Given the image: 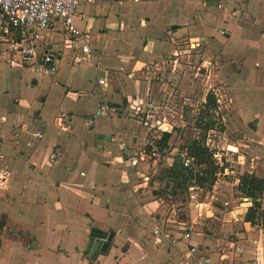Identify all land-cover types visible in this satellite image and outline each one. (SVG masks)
<instances>
[{
  "label": "crops",
  "instance_id": "crops-1",
  "mask_svg": "<svg viewBox=\"0 0 264 264\" xmlns=\"http://www.w3.org/2000/svg\"><path fill=\"white\" fill-rule=\"evenodd\" d=\"M81 1L75 20L88 34V56L81 51L82 42L56 21L34 40L32 57L18 53V67L7 64L9 72L0 71V121L7 123L0 129V264H188L190 245L197 247L205 264H252L257 249L264 257V235L247 222H232L231 214L222 209L219 189L201 212L188 203L185 222L193 226L190 238L172 244L159 241L152 233L155 223L175 237L178 226L169 222L177 212L166 203L162 195L171 196L162 194L156 176L181 149L170 150L161 165L159 153L147 154L143 144L148 134L154 133V141L163 131L171 137L172 128L151 131L137 116L138 104L143 109L152 106L163 93L164 80L149 81L148 74L184 81L185 64L177 68L170 61L165 66L163 60L167 54L181 53L182 42L196 47L201 39L215 44V39L224 38L235 46L236 38L244 51L247 47L258 52L253 60L259 69L264 50L254 47L253 38L260 32L264 39V0ZM214 26L220 27L219 33L226 28V33L216 38ZM49 52L55 53L56 70L48 75L61 73L68 81L51 115L44 112L46 98L37 104L36 97L16 96L22 84L31 82L27 72H36L35 62ZM143 68L151 70L144 75ZM99 77L107 84L100 85ZM32 80L37 83L35 77ZM252 84L247 88L254 86L264 98V86ZM103 99L120 110L116 118L98 114L107 116L109 129L99 120L94 123ZM128 108L134 114H128ZM151 116L166 122L164 115ZM248 117L252 136H261L264 143V129L253 123L258 113ZM36 131L41 136L32 138ZM8 132L14 133L13 143ZM241 198L233 200L239 204ZM92 228L115 232L107 252L94 258L85 252ZM233 228L237 237L231 236ZM239 240H245L243 246Z\"/></svg>",
  "mask_w": 264,
  "mask_h": 264
},
{
  "label": "rangeland",
  "instance_id": "rangeland-1",
  "mask_svg": "<svg viewBox=\"0 0 264 264\" xmlns=\"http://www.w3.org/2000/svg\"><path fill=\"white\" fill-rule=\"evenodd\" d=\"M237 1V3H240V0ZM218 28L220 27L214 26L211 30L216 38H220L222 37L221 34L226 33V28H221L224 33H219ZM253 39L257 42L254 47L264 50L262 34L260 32L255 33ZM215 41V44H211L207 39H201L199 46L196 47H190L189 41L182 42L179 49L181 53L178 52L177 56L167 54L166 58L163 59L166 61L164 65L166 66L171 61V65L174 64L179 68V63H184L182 75L185 79L183 82L177 83L175 81L176 78L175 80L173 78L174 76L170 77L166 74L163 79H160L155 73H152V75L148 74L152 77L149 81L164 80V87L160 88L163 93L158 95V98L157 94L154 97V100L157 98V103L152 106H146L150 115L160 114L161 116H166V125L163 127L172 128L166 150H157L159 153L157 161L162 165L165 162L163 159L170 153V150L173 148H176L175 151L182 150L185 141L188 139L194 138L204 143L211 151L214 163L219 158L222 161V166L217 167V171L221 168L220 171L222 172L220 176H217L221 182L220 186H218L221 192L220 199H231L242 195L238 190L239 177L242 174L251 173L257 168H262L264 171V143L260 141L262 139L261 136H252L253 131H251L248 117L258 113L259 119L253 123L258 126V130L264 129V98L258 96L254 86L247 88V84L252 83V85L264 86V56L259 59L260 68L256 69L253 58L258 54L257 51L253 49L247 50L246 46L244 51L243 44L241 41H237L236 38L234 39L235 46L229 45L224 38L215 39ZM184 50L189 51L184 53ZM181 55L184 56L183 60H181ZM1 56H4V58H1ZM176 58L179 59L176 60ZM21 60L22 57L13 48V43L0 38V71L2 73L6 72L9 69L7 64L15 69V67H18L17 64L21 63ZM64 63L66 61H61V64ZM151 65L154 66L153 63ZM149 69L151 70V68ZM149 69H142L144 75H147V70ZM29 71L27 72L29 74H27V78H31L30 84H22L21 91H16V96L27 99L36 97L37 104L42 102L41 98L44 97L47 101L44 112L47 115L53 114L58 107V96L63 94L68 81L63 80L64 76L61 73L53 77L36 72L30 74ZM168 72H171L170 67ZM33 77H35L37 83L33 82ZM207 93L213 94L216 105L206 113L203 109V103ZM247 97L252 98L251 101L247 102ZM108 103L110 104V102ZM138 105L143 109V104ZM113 106L119 107L115 104ZM20 110L28 113L25 108ZM157 110H160L158 114ZM134 111V109L128 108L127 113L134 114ZM110 116L116 118L117 113H111ZM137 116L142 121L145 113H140ZM88 117L91 119L92 116ZM94 117V123L99 120L101 124L108 125L107 129L111 128L110 121L104 120L107 116L96 114ZM201 118L205 122H213L211 128L205 129L204 122H199ZM5 125H7L5 120L3 122L0 121V129L5 128ZM153 134H148V137L151 138ZM6 135L13 143L14 133L8 132ZM150 148L151 146L147 142L143 144L144 152L152 155ZM164 167L161 166L160 170ZM236 181L237 183L235 184ZM206 191L207 189H205ZM187 195L188 190L187 194L170 195L171 197L162 195L165 196L169 207L177 212L175 216H171L169 222L187 220ZM262 210H264V202L260 206V211ZM215 211L218 213L220 209L216 208ZM258 224L264 226V214L258 218ZM244 241L239 240V245L243 246ZM194 256L198 257L197 251Z\"/></svg>",
  "mask_w": 264,
  "mask_h": 264
},
{
  "label": "built area",
  "instance_id": "built-area-1",
  "mask_svg": "<svg viewBox=\"0 0 264 264\" xmlns=\"http://www.w3.org/2000/svg\"><path fill=\"white\" fill-rule=\"evenodd\" d=\"M81 3V0H0V38L13 43V48L17 50L23 58L27 59L34 55V40L40 37V32L48 28L53 22L58 21L61 23L66 34L72 39L82 42L81 51L85 56H88L90 54L88 34L77 25L75 20ZM220 32L224 33L223 30ZM54 55L55 53L52 54V52L44 53L35 62L33 66L34 71L41 74L53 73L56 70V66L53 62ZM97 82L100 85L107 84L106 80L102 77H99ZM118 110V107L109 104L103 99L96 114L109 115L111 113H117ZM148 111L147 108L140 109L141 113H145V117L141 121V124L151 131H161V129L167 130V127H163L165 125V120L161 118H152ZM96 114H94V116ZM40 136L41 133L36 131L31 137L35 138ZM154 139L155 135H152L151 138H145L147 144L151 146L152 155L158 153L154 146ZM179 153L183 165L185 167H191L193 158L186 155L185 149H182ZM50 159L52 158L50 157ZM215 164L221 167V159L219 158L218 161H215ZM220 170L221 168H219L216 173V179L209 191L205 192L203 187L195 182H190L188 184V203L193 204L197 211H203L209 205V198H214V195L218 193V186H220L221 182L217 176L222 174ZM239 202L240 203L237 204L233 198L222 199L221 201L222 209L231 214L232 222L234 223L244 221V213L249 206L253 205L248 197H242ZM173 223L178 226V237H175L166 227L157 223L154 224L152 233L157 236L159 241L162 242L164 240L170 244L175 243L182 237L185 239L190 238L193 227L192 224L178 220ZM247 223L249 227H255L264 235V226L261 224H251L248 221ZM232 236H238V230L236 228H233ZM196 248L197 247L194 245L188 247L185 256L186 262L188 264H205L203 258L194 256V253L197 251ZM260 251L261 249L256 250L255 256L252 259V264H264V257Z\"/></svg>",
  "mask_w": 264,
  "mask_h": 264
},
{
  "label": "trees",
  "instance_id": "trees-1",
  "mask_svg": "<svg viewBox=\"0 0 264 264\" xmlns=\"http://www.w3.org/2000/svg\"><path fill=\"white\" fill-rule=\"evenodd\" d=\"M215 98L212 93H207L203 109L207 113L215 106ZM201 118L199 122H202ZM204 128H211L213 122L203 121ZM170 132L163 131L154 141V146L158 151H163L168 144ZM182 149L186 150V155L192 157L191 167H185L180 153L174 156L169 167L162 168L156 176L161 182V192L171 196L186 193L188 184L195 182L203 187L204 191H209L216 179L217 165L212 159V153L204 143L196 139H188ZM238 190L242 194L240 197H248L253 205L249 206L244 213V221L251 224H258V218L263 216L264 210L260 211V206L264 202V171L259 168L251 173H244L239 177ZM186 221V220H183ZM94 260V259H93Z\"/></svg>",
  "mask_w": 264,
  "mask_h": 264
},
{
  "label": "water",
  "instance_id": "water-1",
  "mask_svg": "<svg viewBox=\"0 0 264 264\" xmlns=\"http://www.w3.org/2000/svg\"><path fill=\"white\" fill-rule=\"evenodd\" d=\"M54 54V52H52ZM106 139L109 140L110 136L107 135ZM115 235L114 231L104 232L92 228L89 233V241L87 248L85 249L86 254L94 258L98 253H105L110 247L111 241Z\"/></svg>",
  "mask_w": 264,
  "mask_h": 264
}]
</instances>
